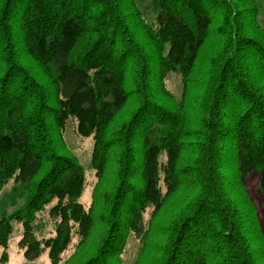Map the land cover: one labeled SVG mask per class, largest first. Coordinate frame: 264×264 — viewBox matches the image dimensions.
<instances>
[{
	"label": "trees",
	"instance_id": "obj_1",
	"mask_svg": "<svg viewBox=\"0 0 264 264\" xmlns=\"http://www.w3.org/2000/svg\"><path fill=\"white\" fill-rule=\"evenodd\" d=\"M256 0H0V191L25 186L18 246L50 264H264V27ZM180 75L176 97L167 80ZM92 136L97 181L65 139ZM55 234L32 222L45 205Z\"/></svg>",
	"mask_w": 264,
	"mask_h": 264
},
{
	"label": "rangeland",
	"instance_id": "obj_2",
	"mask_svg": "<svg viewBox=\"0 0 264 264\" xmlns=\"http://www.w3.org/2000/svg\"><path fill=\"white\" fill-rule=\"evenodd\" d=\"M259 5L260 12L258 15L259 23L264 27V0H256ZM143 17L150 23L156 21V16L159 11V0H136ZM167 84L169 89L176 97H180L182 92L181 77L176 72H171ZM76 120L71 118L65 129V139L69 147L79 157L80 162L85 171V188L79 201L89 208L92 202V192L97 181L96 170L92 166V152L94 146V139L92 136H81L75 131ZM247 188L252 195L258 215L261 219L264 228V196L259 188V175L253 174L246 179ZM27 200L26 188L21 183H16L10 180L0 191V218L3 214H12L24 206ZM54 202L45 205L37 212L36 218L32 222L33 232L38 238H48L55 234L56 223L51 220L49 210ZM12 234L9 239L7 248L8 260L5 264H50L48 251L35 259L28 260L24 257L23 250L18 246L20 239L23 236V222L16 219L11 220ZM139 246V240L131 233L128 238L127 247L123 254L124 264H133L136 252ZM4 248L0 246V259L2 257ZM0 264L1 261H0Z\"/></svg>",
	"mask_w": 264,
	"mask_h": 264
}]
</instances>
